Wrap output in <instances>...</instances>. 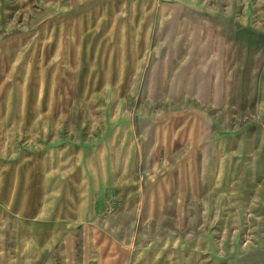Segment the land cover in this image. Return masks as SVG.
Returning <instances> with one entry per match:
<instances>
[{
	"label": "rangeland",
	"instance_id": "rangeland-1",
	"mask_svg": "<svg viewBox=\"0 0 264 264\" xmlns=\"http://www.w3.org/2000/svg\"><path fill=\"white\" fill-rule=\"evenodd\" d=\"M0 264H264V0H0Z\"/></svg>",
	"mask_w": 264,
	"mask_h": 264
},
{
	"label": "crops",
	"instance_id": "crops-1",
	"mask_svg": "<svg viewBox=\"0 0 264 264\" xmlns=\"http://www.w3.org/2000/svg\"><path fill=\"white\" fill-rule=\"evenodd\" d=\"M158 184L160 185V182Z\"/></svg>",
	"mask_w": 264,
	"mask_h": 264
}]
</instances>
